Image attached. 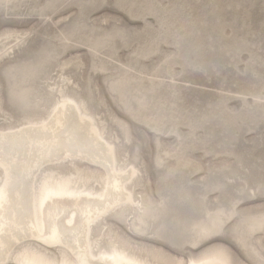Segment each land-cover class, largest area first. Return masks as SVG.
Wrapping results in <instances>:
<instances>
[{
  "label": "rangeland",
  "instance_id": "rangeland-1",
  "mask_svg": "<svg viewBox=\"0 0 264 264\" xmlns=\"http://www.w3.org/2000/svg\"><path fill=\"white\" fill-rule=\"evenodd\" d=\"M63 96L136 170L137 206L93 226L95 251L264 264V0H0V130ZM74 164L48 169L100 191L102 169Z\"/></svg>",
  "mask_w": 264,
  "mask_h": 264
},
{
  "label": "bare ground",
  "instance_id": "bare-ground-1",
  "mask_svg": "<svg viewBox=\"0 0 264 264\" xmlns=\"http://www.w3.org/2000/svg\"><path fill=\"white\" fill-rule=\"evenodd\" d=\"M83 110L63 96L46 119L0 130V264H150L119 247L94 250L93 226L118 208L137 206L130 190L136 170L117 167L114 146ZM65 160L102 169L101 190L48 169ZM27 240L58 247L60 261L29 246L13 255ZM189 264L232 263L224 248L215 247Z\"/></svg>",
  "mask_w": 264,
  "mask_h": 264
}]
</instances>
